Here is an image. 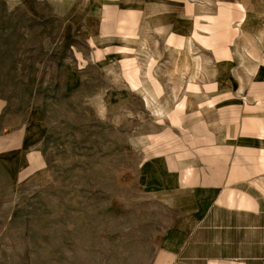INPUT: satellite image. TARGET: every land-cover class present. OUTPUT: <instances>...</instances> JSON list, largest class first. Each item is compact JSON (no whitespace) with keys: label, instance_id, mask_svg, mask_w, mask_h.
I'll use <instances>...</instances> for the list:
<instances>
[{"label":"rangeland","instance_id":"374dc122","mask_svg":"<svg viewBox=\"0 0 264 264\" xmlns=\"http://www.w3.org/2000/svg\"><path fill=\"white\" fill-rule=\"evenodd\" d=\"M105 10L0 0V264H171L162 252L176 213L144 173L181 131L190 60L205 70L215 48L183 19L189 64L177 66L174 30L129 46L98 28Z\"/></svg>","mask_w":264,"mask_h":264},{"label":"crops","instance_id":"0c3cea01","mask_svg":"<svg viewBox=\"0 0 264 264\" xmlns=\"http://www.w3.org/2000/svg\"><path fill=\"white\" fill-rule=\"evenodd\" d=\"M89 1L94 13L106 9L107 19L95 16L98 28L115 32L109 39L129 40V46L139 39L145 45L148 29L157 31L158 38L174 30L170 43L180 51L177 66L182 58L189 64L186 49L182 52L186 42L177 32L183 19L197 39L215 48L205 70L198 71L190 60L189 77L197 82L185 86L187 96L181 98L188 111L181 131L144 173L148 186L176 213L162 259L171 264H264V0ZM199 28L215 34L203 37ZM116 52L123 54V48ZM148 77L161 94L160 83Z\"/></svg>","mask_w":264,"mask_h":264},{"label":"bare ground","instance_id":"6f19581e","mask_svg":"<svg viewBox=\"0 0 264 264\" xmlns=\"http://www.w3.org/2000/svg\"><path fill=\"white\" fill-rule=\"evenodd\" d=\"M110 30V29H109ZM111 31V30H110ZM108 32V31H107ZM127 48H123V54H127ZM147 103H148V105L150 104V102L147 100ZM0 145L2 146L3 145V143L2 142H0Z\"/></svg>","mask_w":264,"mask_h":264}]
</instances>
